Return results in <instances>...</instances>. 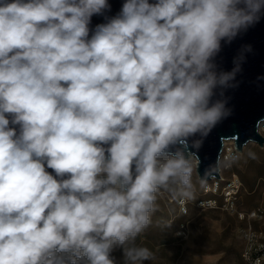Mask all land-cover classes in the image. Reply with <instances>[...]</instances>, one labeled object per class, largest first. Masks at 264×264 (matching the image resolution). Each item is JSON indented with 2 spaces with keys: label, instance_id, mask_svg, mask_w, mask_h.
<instances>
[{
  "label": "clouds",
  "instance_id": "1",
  "mask_svg": "<svg viewBox=\"0 0 264 264\" xmlns=\"http://www.w3.org/2000/svg\"><path fill=\"white\" fill-rule=\"evenodd\" d=\"M0 0V264H143L158 193L188 198L264 0ZM94 16L102 22L92 26ZM52 170L51 172L48 170ZM183 203V200H181Z\"/></svg>",
  "mask_w": 264,
  "mask_h": 264
},
{
  "label": "rangeland",
  "instance_id": "2",
  "mask_svg": "<svg viewBox=\"0 0 264 264\" xmlns=\"http://www.w3.org/2000/svg\"><path fill=\"white\" fill-rule=\"evenodd\" d=\"M264 137V129L261 131ZM191 162H193L191 160ZM190 196L185 198L187 212L182 214L173 192L161 190L157 210L151 224L136 237L137 246L149 248L155 259L143 264H233L240 263L242 240L240 229L246 221L222 209H200L199 198L209 197L202 192L201 184L192 163ZM229 173L236 174L241 186L237 198L240 211L264 208V145L254 142L244 145L237 162ZM252 226L264 228L257 222ZM113 255L117 264H124L122 250Z\"/></svg>",
  "mask_w": 264,
  "mask_h": 264
},
{
  "label": "water",
  "instance_id": "3",
  "mask_svg": "<svg viewBox=\"0 0 264 264\" xmlns=\"http://www.w3.org/2000/svg\"><path fill=\"white\" fill-rule=\"evenodd\" d=\"M109 2V15H114L119 11L123 0ZM101 22L102 17L92 18V26ZM241 45H251V51L244 54L241 71L237 75L238 87L226 93L231 114L207 135L193 137V141L197 143L181 141L189 157L193 156L196 161L195 173L200 184H205L212 177H219L218 159L224 141L233 140L239 151L249 142H254L259 147L264 145V137L258 132L259 124L264 121V19L231 45L224 46L218 62L225 69L232 68L233 57L237 55Z\"/></svg>",
  "mask_w": 264,
  "mask_h": 264
},
{
  "label": "built area",
  "instance_id": "4",
  "mask_svg": "<svg viewBox=\"0 0 264 264\" xmlns=\"http://www.w3.org/2000/svg\"><path fill=\"white\" fill-rule=\"evenodd\" d=\"M240 155L241 151L235 147L233 140L223 142L218 159L219 177L217 179L212 177L205 184H201L203 194L210 196L199 198L196 201V206L200 209L219 208L235 214L239 220L246 221V225L239 232L242 240L241 262L233 264H263L264 228L252 226V223L264 224V208L255 207L247 211L238 210L237 198L241 183L236 174L229 173L227 175ZM194 162L196 163V161ZM181 200H183V203H181ZM177 206L182 214L187 212L184 197L178 198Z\"/></svg>",
  "mask_w": 264,
  "mask_h": 264
},
{
  "label": "bare ground",
  "instance_id": "5",
  "mask_svg": "<svg viewBox=\"0 0 264 264\" xmlns=\"http://www.w3.org/2000/svg\"><path fill=\"white\" fill-rule=\"evenodd\" d=\"M264 129V121L262 122V123H260L259 124V126H258V132H259V134H261V131ZM190 158H191V160L193 161L192 163L194 164L195 162V159H194V157L193 156H190Z\"/></svg>",
  "mask_w": 264,
  "mask_h": 264
},
{
  "label": "crops",
  "instance_id": "6",
  "mask_svg": "<svg viewBox=\"0 0 264 264\" xmlns=\"http://www.w3.org/2000/svg\"><path fill=\"white\" fill-rule=\"evenodd\" d=\"M263 264H264V262H263Z\"/></svg>",
  "mask_w": 264,
  "mask_h": 264
}]
</instances>
